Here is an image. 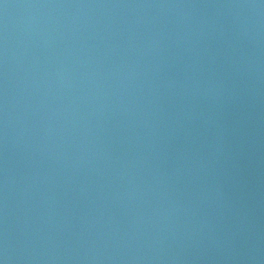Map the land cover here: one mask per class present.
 Masks as SVG:
<instances>
[{
  "label": "water",
  "instance_id": "95a60500",
  "mask_svg": "<svg viewBox=\"0 0 264 264\" xmlns=\"http://www.w3.org/2000/svg\"><path fill=\"white\" fill-rule=\"evenodd\" d=\"M0 264H264V0H0Z\"/></svg>",
  "mask_w": 264,
  "mask_h": 264
}]
</instances>
